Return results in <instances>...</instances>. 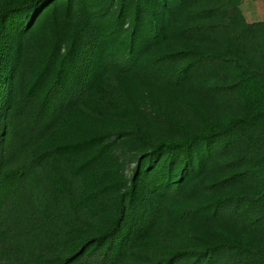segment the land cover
<instances>
[{"label": "trees", "instance_id": "trees-1", "mask_svg": "<svg viewBox=\"0 0 264 264\" xmlns=\"http://www.w3.org/2000/svg\"><path fill=\"white\" fill-rule=\"evenodd\" d=\"M0 264H264V21L0 0Z\"/></svg>", "mask_w": 264, "mask_h": 264}, {"label": "rangeland", "instance_id": "rangeland-1", "mask_svg": "<svg viewBox=\"0 0 264 264\" xmlns=\"http://www.w3.org/2000/svg\"><path fill=\"white\" fill-rule=\"evenodd\" d=\"M245 1H253V0H238L239 3V10L242 14V5L244 4ZM258 1V0H256ZM205 3V2H202ZM259 3H261L258 7L259 10H264V0H260ZM243 16V14H242ZM244 18V16H243ZM258 19H264V16L260 15L258 17ZM245 20V18H244ZM246 21V20H245ZM248 23V22H247ZM217 42L213 41L210 43V46L216 47ZM162 102H159L160 107H162ZM140 105L145 113L146 118H144L146 124L149 126V129H151V131L153 132H159V133H163L164 131V125H162V122H160L161 119V114L158 113L154 106L152 105V102L150 100H141L140 101ZM182 112V111H181ZM184 114V113H183ZM118 156L120 157V160L122 162V166H123V173L125 175V177L129 180L130 177L132 176V171L134 168V165L136 163V161L138 160V156H136L135 154L131 153L129 151V149L126 146H123L119 143V145H117V150H116Z\"/></svg>", "mask_w": 264, "mask_h": 264}, {"label": "crops", "instance_id": "crops-1", "mask_svg": "<svg viewBox=\"0 0 264 264\" xmlns=\"http://www.w3.org/2000/svg\"><path fill=\"white\" fill-rule=\"evenodd\" d=\"M258 1H245L242 5V14L248 23L262 22L264 19H258L260 15L264 16V10H259L261 3Z\"/></svg>", "mask_w": 264, "mask_h": 264}]
</instances>
